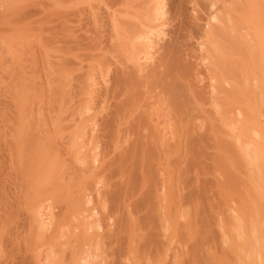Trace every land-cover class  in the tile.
<instances>
[{
	"label": "bare ground",
	"instance_id": "6f19581e",
	"mask_svg": "<svg viewBox=\"0 0 264 264\" xmlns=\"http://www.w3.org/2000/svg\"><path fill=\"white\" fill-rule=\"evenodd\" d=\"M97 1L104 5L96 3L102 6L96 7L92 2L87 9L98 12L86 14L85 8L84 13L79 11L80 16L85 14L83 19L72 20L68 15L59 18L61 21L51 19L59 22L48 29L50 35L45 42L55 45L63 55L56 59L64 58V75L55 71L61 78L54 75L50 81L55 86L37 97L38 105L48 104L45 112L35 115L38 124L29 123L31 127L27 128L25 122L27 127L23 128L17 124L24 122L23 111L8 113L0 149V205L8 214L5 225L9 226H4L3 232L13 230L8 232L15 233L8 236L9 241H44L50 250L44 264H163L158 232L163 224L157 225L159 219H154L153 213L164 202L169 205L172 200L191 194L185 196V192L181 196L182 180L178 182L180 175L175 174L181 157L177 149L173 151L177 145L173 143L172 151L162 145L164 153L157 152L151 130L147 133L144 112L148 101L153 97L164 100L167 123L172 127H182L185 114L193 122L205 117L210 108L202 98L240 101L239 112L244 114L246 129L254 133L255 144L252 142L253 148H243L247 141L241 144L240 140L238 146L243 148L242 155L252 156L253 161L249 162L264 182V128L253 124L264 113V0ZM70 54L73 58L66 56ZM91 61H96L97 68L92 63V69L88 67L86 63ZM95 79L105 86L98 92L95 88L91 91L98 93V101L94 106L90 104L89 109L94 112L89 116L94 123L90 127V123H83L89 109L84 111L82 103L89 101L88 81ZM214 102V106L221 103ZM224 102L220 107L230 111L234 103ZM209 124L206 131L215 127ZM190 129L185 134L180 130L176 143L181 144L184 136L189 146L203 139V135L191 138ZM158 170L162 172L161 179ZM160 192H165L162 201ZM44 209L50 211L52 226H44L41 231L45 223L40 215ZM6 213L3 214L7 216ZM62 239L67 248H63ZM100 244L106 249L98 256L92 255L91 248ZM18 253L11 255L13 264H33L34 258L28 252Z\"/></svg>",
	"mask_w": 264,
	"mask_h": 264
},
{
	"label": "rangeland",
	"instance_id": "374dc122",
	"mask_svg": "<svg viewBox=\"0 0 264 264\" xmlns=\"http://www.w3.org/2000/svg\"><path fill=\"white\" fill-rule=\"evenodd\" d=\"M92 2L93 3L95 2L96 7L100 5L102 6L104 5V4L99 3L97 0L96 1L91 0V3L89 0H0V149H2L1 146L3 147V144H4L3 136L6 132L4 134L3 132L6 131L4 128L7 127L6 124H8L6 123L8 121L7 119H9L8 113L10 114L12 112L19 113V111L21 113L23 111L22 112L23 114L21 113L22 114L21 118L23 117L22 119L24 122L17 123L23 128L27 127V125H28L27 128H29L30 124L31 126L37 125L39 122L38 121L39 118L38 116H35V115L36 114L39 115L38 114L39 112H42V113L45 112L44 109L46 108L47 110V107H48V104L47 105L44 104L41 106L38 105V101H37L38 98L41 95L46 94V92H48L50 88L55 86L53 81H50L51 78L53 79V77H55L54 75L58 74L57 75L58 78H61V74L64 75V72L62 71L64 69L63 68V63L65 62L63 60L64 58L61 60L63 61L62 64H61V61H59L60 59H56L59 55H61L60 51H58L57 47H54L55 45L52 46L51 44H47L48 42H45V40L47 41V38L50 35L48 29L51 26L53 27L56 23V22L54 23V21H51V19L53 18L64 19V16L66 17L68 15L67 17L70 16V19L75 20V18L73 17H76V20H78V18H80L81 16L85 17V14L83 15V13L85 12L84 8L87 11L86 14H88V12L96 10L94 8L87 9V8L92 7L91 5ZM96 3H99L100 5L97 6ZM81 9L84 11H82ZM79 11L80 13L83 12L81 16H80ZM55 14L57 15L55 16ZM83 17L81 18L83 19ZM62 19H59V21H61ZM72 25L77 26L78 24L72 23ZM43 43L44 44L46 43L47 45H44ZM75 54L76 53H74V55ZM74 55L70 54L66 56L73 58ZM54 60H56V62L59 61L60 63L58 64ZM94 62L91 61L86 64L88 65V67L90 66L91 69H92V66H95V68H97L98 64L96 63V61ZM59 67L62 69H60ZM57 70L58 72L61 71L60 72L61 74L58 72L55 74L54 72ZM75 70L77 71V68ZM20 72L21 74L25 73V75L24 74L21 75ZM50 73L51 74L54 73V74L51 75ZM47 75H49L50 78H48L47 81H44L46 80V77H48ZM96 75H98L97 72H96ZM14 76L15 77L17 76L15 81L13 78L12 81L10 82L11 80L10 78ZM39 76L42 80L39 78ZM19 79L23 81L21 82ZM36 79L38 81L40 79V81L38 82ZM96 80L97 79L88 81L89 84L88 83L87 84L90 87L89 94H91V91H94V90L98 92L99 88H102L103 86H105L101 84L103 83V81L101 82L99 81L100 82L99 84V82ZM41 81L43 82L44 86L42 85ZM23 82L26 83V86H25V83L23 84ZM45 84H47L48 86L47 91L44 90V88L47 87ZM19 85L23 86V87L21 86L22 89ZM42 87H43V90H41ZM13 88L15 90H13ZM24 89L28 90L29 92H27ZM11 91L12 93L10 94ZM42 91L43 92L45 91V92L43 93ZM36 92L37 93L39 92L40 94L39 93L37 94ZM97 92H93L91 94L90 98L93 97V100H90L89 94H88L87 99L89 98L88 99L89 101L88 102L86 101V103L82 101L83 102L82 109L84 111L87 112L86 108L88 109L92 108L91 106H94L95 104H97V101H98ZM26 97L27 98L29 97V98L27 99ZM35 97L36 98L38 97V98L35 100ZM85 97L86 95H84V98ZM29 99H30V102H29ZM161 99L162 98L157 99L153 97L148 101L149 106L147 109H145V112H144V118L146 120V124L148 128L147 133L148 131L151 130L149 134L150 135L152 134L151 135L153 137L152 139L155 140L154 141L155 143L153 142V144L155 145V149L159 148V150L157 149V152L162 151L163 147H165L167 151H172V147H175L174 145H177L175 147V150L173 148V151H176L177 149L176 152L178 155L180 154L179 157H181L180 164H178L180 165L178 167L180 169L178 168L176 169L178 174L175 171V174L177 176L180 175L179 181L178 180L177 181L178 182H180V180L183 181V182L182 181L180 182L181 184H183V185L180 184L182 186L180 187V191L182 192L181 196H184L185 192H186L185 196L191 194L190 197L188 198L180 197L179 199L183 198L182 200H179L182 203L181 202L179 203V201L177 200L176 201L172 200V202L170 203H172L173 205L170 203L168 205V202H164L166 206L162 203L163 206L161 207L159 206L157 208L158 210L156 209L157 210L156 213L155 212L153 213V216L155 217L154 219L156 220L159 219L157 220V222L159 221V224L157 225L160 226L161 224H163V226L161 225L162 227L160 226L161 231L160 230L158 231L160 233V244L163 245L162 252H161L162 263L163 264H264V194H263L264 184H262L264 182L262 178L259 179L257 177L258 174L256 175L257 173L256 167L250 163L251 161H253L252 156H249L247 154L242 155V149L243 148H253L254 145L252 146L251 144L252 142L253 144H255V140L253 139L254 133L246 129L247 124L246 125L244 124L245 117H244V114H242L243 112L242 113L239 112L242 106L241 104L239 105L240 101L235 99V103L236 102L238 103V104H235L233 102L234 100L233 98H229L230 100L228 99V100H223V101L218 100L217 102H221V103H218L219 106H217L216 105L217 102H214V100H211L209 98L208 99L202 98V100L205 101V103L207 104L209 103L207 106H208V109L209 108L211 109V110L209 109V113L210 111L211 113L210 114L207 113L205 117H203L200 120H196L194 122L190 120V115L188 117V114H185L186 116L184 115V124L182 125L183 127L182 129V127H175V126L172 127L169 122L167 123L168 119L166 118L167 117L166 113L168 110L165 108L166 105L164 103V100L163 99L161 100ZM159 101L160 102L162 101L161 104L164 103L162 104L163 106L160 104ZM224 101H227L228 105L234 103L230 105L231 112L228 111L229 108L223 109L224 106L220 107L221 106L220 104H222ZM31 102L33 105L31 104ZM212 102H214L216 106H214ZM82 104H80L81 107H82ZM223 104L226 105L227 103L225 104L224 102ZM216 107L217 108L220 107L221 109L220 108L219 109L221 112L225 110L224 113L222 112L221 114L219 109H217ZM18 108L20 109L18 110ZM163 108L166 110H164ZM88 112H91L90 109ZM219 112L220 114H217ZM87 113L84 115L85 121L83 120V123L87 125H89L90 123L89 126L91 127L94 123H93V120L89 118V116L92 115V113L94 112L92 111L91 113H88V114ZM31 114L33 117L31 116ZM261 114L262 115H259L256 118L258 122L256 120L254 121L255 123L253 122V124H256L255 127L258 124L264 128L263 111L261 112ZM25 122L26 124L27 123L28 124L25 125ZM204 122H205L204 124L205 126L206 125L209 126L211 125L209 123H212L213 125L212 127L214 126L215 127L212 128V130L210 131L208 130L206 131L207 126L204 127L203 125ZM190 127H191L190 129L191 138L198 139V138H201L203 135V139L201 141L198 140V143L196 142V144L193 143V144H190L189 146V143H187L188 138H184L185 137L184 136L181 142L183 146L180 144V142L176 143V139H178V136L180 135V133L186 132ZM180 130L182 131L180 132ZM86 136L88 138L90 137L88 135ZM152 139L151 141H153ZM173 140L175 142H173ZM240 140H241V144H244L247 141L245 145H242L243 148L238 146L240 145ZM80 141H82V139H80ZM200 142H202L204 145ZM184 143L187 147L184 145ZM167 144L168 145L170 144V145L167 146ZM248 144L251 145L252 147L250 146L248 147ZM162 145L163 147L160 148V146ZM179 147L181 149H179ZM235 149H237L236 152H235ZM239 149H240V152H239ZM204 151H205V155H204ZM222 162L224 163L222 164ZM158 172H157L158 176L162 174V172H160L159 170ZM164 176L166 178V175ZM255 176L257 179L254 178ZM162 179H164V177ZM260 187H263V188L260 190ZM173 189L174 188L172 186L171 190L173 191ZM189 189L192 190L193 194L189 191ZM193 191H195V193ZM159 194L161 198L160 200L162 201V198L165 197L164 195L165 192H160ZM174 202L175 203L177 202V203L174 205ZM0 203H1V200H0ZM0 207L2 209L1 205ZM1 211H3V213H6L5 209L0 210V219L5 220L3 223L2 221H0V223L2 224V227L0 228L1 229L0 230V233H1L0 235V252H1L0 253V264H13L14 261L12 262V257H14L13 255L19 254L18 253L19 250L22 253L28 252V255L29 256L31 255V258L32 257L34 258V260L33 259L31 260L33 264H35V261H36V264L46 263L45 262L46 258L44 257L50 254V250L47 248L48 246L46 247L44 241H33V240L31 241H28V240L9 241L8 240L9 239L8 236L11 237L10 236L11 234H13L14 236L15 233L14 232L8 233L9 231L10 232L13 231V230L11 231L10 228L5 229L7 230V232L5 231L3 232V229L5 228L4 226L7 225L6 222L8 221V218H7L8 214L6 213L7 214L6 216L3 213H1ZM43 212H42L43 215H40L42 217L39 216L40 219H42L41 220L42 223H45L44 225L42 224L43 228L41 231H44L43 230L45 228L44 226L48 227L51 225L50 223L51 221L49 220V216H48L50 211L47 212L44 209ZM99 213L95 214V218L99 216ZM1 216L3 218H1ZM6 227H9V226H6ZM38 228H39V225L37 226V229ZM40 229L41 227L38 230ZM46 242L49 243L50 241H46ZM56 242L59 243V241H56ZM63 242H65V239L64 240L62 239L61 244H63ZM63 245H64L63 248L68 246L65 243ZM102 245L101 244L96 245V246L94 245L95 247L93 246V249L91 248L92 251L90 250L92 255L98 256L101 253L100 252L101 250L103 251L104 249H106V248H103L106 245L105 244H104L105 246H102ZM97 246L98 248L100 247V249H98ZM86 248H89V247L86 246ZM30 250L33 252H31ZM14 251H15V254H14ZM53 259H55V257ZM13 260H16V259L14 258ZM127 263L129 262L127 261Z\"/></svg>",
	"mask_w": 264,
	"mask_h": 264
}]
</instances>
